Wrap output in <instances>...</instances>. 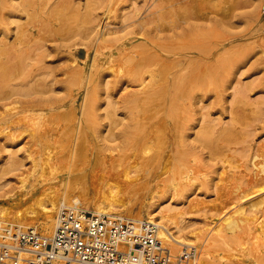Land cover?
Instances as JSON below:
<instances>
[{
	"label": "rangeland",
	"instance_id": "1",
	"mask_svg": "<svg viewBox=\"0 0 264 264\" xmlns=\"http://www.w3.org/2000/svg\"><path fill=\"white\" fill-rule=\"evenodd\" d=\"M227 1L197 0L192 6L191 0H0V47L9 50L0 63L13 58L10 62L15 64V56L24 54L31 57H21L27 61L22 66H27L25 72L16 68L10 77H4L0 71V233L11 226L21 231L37 228L51 236L52 232L40 226L50 202L41 207L31 202L41 194L52 199L77 197L78 205L66 200L65 206L96 212L97 206L106 202L100 196L104 161L116 159L114 173H124L129 182L125 187L133 186L135 193H131L127 209L117 207L103 213L133 221H150L153 216L159 227L165 225L172 236L186 243H171L168 248L179 253L195 246L200 253L198 264L204 260L211 264H264V238L255 233L250 207L243 210V216L225 217L252 188L250 180L258 172V177L264 173V0H236L241 9L216 12L230 7ZM186 7L193 15H188ZM225 39L231 42H225L217 53L225 61L227 73L221 67L224 72L218 71L217 84L204 89L208 92L200 93L194 104L187 102L182 110L177 106L170 110L165 101L143 107L130 102L148 96L151 79L146 76L144 87L130 77L128 66L115 64V71L106 69L115 51V61L134 51L138 55L141 48L136 46L143 41L201 52L218 47ZM172 119L175 127H171ZM222 131L233 133L227 136ZM50 133H54L55 142L45 144L51 146L49 154L37 153L36 145ZM144 141L148 144L143 146ZM140 143V164L120 165L121 160L133 161L129 154ZM47 155L55 156L51 159L54 165L46 166L45 171L40 166L36 169L33 160ZM183 159L190 176L181 179L179 161ZM164 164L170 172L148 182ZM255 204V214L264 221L260 202ZM163 211L178 212V227L161 218Z\"/></svg>",
	"mask_w": 264,
	"mask_h": 264
},
{
	"label": "bare ground",
	"instance_id": "2",
	"mask_svg": "<svg viewBox=\"0 0 264 264\" xmlns=\"http://www.w3.org/2000/svg\"><path fill=\"white\" fill-rule=\"evenodd\" d=\"M2 1V0H1ZM175 1V0H174ZM177 1V0H176ZM179 1V0H178ZM192 2L189 4H192V6L195 5V1L197 0H191ZM199 1V0H198ZM205 1V0H204ZM218 1H222V0H218ZM227 1V0H226ZM203 2V1H202ZM207 2V1H206ZM216 2V1H214ZM228 3H231L230 7L228 8H224V9H217L216 12L221 11L222 13H225V14H228V12H234L235 10H239L238 8L240 6H242V4L240 5V1H236V0H228L227 1ZM3 3V2H2ZM174 3V2H173ZM177 3V2H176ZM175 3V4H176ZM200 3V2H199ZM205 3V2H204ZM208 3V2H207ZM187 4V6L190 7V5ZM201 4V3H200ZM218 4V3H217ZM226 4V3H225ZM2 5L4 4H1V7ZM185 5V4H184ZM198 5V4H197ZM204 5V4H203ZM209 5V4H208ZM212 4H210L209 6H211ZM200 6V5H198ZM219 5H216L215 7H213V9H216L218 8ZM244 6V5H243ZM5 7V5H4ZM184 7V6H183ZM189 7H186L187 10H189V14L191 13V10L189 9ZM202 7V6H201ZM205 7V5H204ZM193 8V7H192ZM242 7H240L241 9ZM196 9V8H195ZM200 9V8H199ZM181 10V9H180ZM202 10V9H201ZM179 12V11H178ZM198 11L195 12V14H198L197 13ZM229 13V15H230ZM192 14V13H191ZM2 15V14H1ZM193 15V14H192ZM185 16V15H184ZM192 17V16H190ZM225 17V16H224ZM228 17V15H227ZM188 18V17H187ZM229 20V19H228ZM206 21V20H205ZM1 22V21H0ZM229 24V23H228ZM217 25V24H216ZM223 25V23H222ZM225 25V24H224ZM230 26V25H229ZM220 27V26H218ZM210 29V28H208ZM206 29V30H208ZM203 30V29H202ZM212 30V28H211ZM205 31V30H204ZM3 33H7V30H3L2 31ZM162 33V32H161ZM209 33V31H208ZM208 33H206L208 35ZM205 34V33H204ZM205 34V36L207 37V35ZM212 34V33H211ZM213 35V34H212ZM203 36V35H202ZM211 35H209L210 37ZM160 38H162L160 36ZM201 38V36H200ZM123 39V38H121ZM149 39V38H148ZM152 39V38H150ZM156 39V38H155ZM159 39V38H158ZM166 39V38H165ZM170 39V38H169ZM169 39L167 41H169ZM118 40V38H117ZM143 40V39H142ZM122 41V40H121ZM138 41V40H137ZM151 41V40H150ZM159 41V40H158ZM110 42V41H109ZM120 42V41H119ZM154 42V41H153ZM210 42V41H209ZM225 42H231L230 39H225L224 42L222 43H219L218 47L214 46V48L212 49H206V50H178L177 48H166V46L168 44H166V46L162 48V46L160 44H158V46H154V45H150L148 44L147 42L145 43L144 41L139 43L136 47L138 48H141V50L138 52V55H134L135 54V51L132 53L133 55H125V57H123L122 59H120L119 61H115L114 59H116V54L115 52L110 56V59L106 62V69L108 68L109 70H114L115 69V64L118 65L119 67H124V66H128L129 68V71L128 74L130 75V77L132 79H134L136 82H139L141 85H144L145 87V81H146V76H148V78L151 79V83L148 84V88L150 89V92H147L148 96L145 98V99H142V98H135L134 100L130 101L138 106H142L143 105H148L150 106L151 104L155 105L154 103L156 101H165L167 103V105L169 104L168 107H170V110H171V106L175 107H180V110L181 107H185L187 102H189L191 105L194 104L193 101H195L196 99L200 98V93H202L204 91V93L208 92L205 90L213 85H216L217 84V81H218V77L217 75H219V70L220 71H223L225 70L226 72V67L222 64L224 63L225 61L220 58L219 59V55H218V50L219 48H222L226 43ZM112 43V40L111 42ZM125 43V42H124ZM123 43V44H124ZM152 43V42H151ZM161 43V42H159ZM168 43V42H167ZM114 44V43H113ZM117 44V43H116ZM126 44V43H125ZM154 44V43H153ZM156 44V43H155ZM1 45V44H0ZM115 45V44H114ZM160 45V46H159ZM227 45V44H226ZM112 46V45H111ZM118 46V44H117ZM170 46V45H169ZM207 46V45H206ZM19 47V45H18ZM126 47V46H125ZM168 47V46H167ZM29 48V47H28ZM117 48V47H115ZM121 48V47H120ZM119 48V49H120ZM129 49V48H128ZM133 49V48H132ZM131 49V50H132ZM205 49V48H204ZM11 50V49H10ZM20 50V49H19ZM127 50V49H126ZM24 51V49L22 50ZM28 51V50H27ZM25 51V52H27ZM121 51V50H120ZM128 51V50H127ZM130 51V50H129ZM133 51V50H132ZM118 52V51H117ZM123 52V51H122ZM126 52V51H125ZM229 52V51H228ZM9 53V50H6V48H2L0 47V58H3L5 57L7 54ZM11 53V52H10ZM20 54H22L23 52H20ZM89 53V51L87 52ZM112 53V51H111ZM137 53V52H136ZM151 53L155 54V56L157 57V59H152V57H150ZM224 52H222L223 54ZM226 53V52H225ZM30 54V53H29ZM119 54V53H118ZM117 54V55H118ZM126 54V53H125ZM28 55V54H26ZM26 55H22L24 56V58L26 57ZM110 55V54H109ZM121 55V54H120ZM226 55V54H225ZM16 57L15 56V60L18 61L17 63L15 64H12L10 61L13 59L12 57H10L11 60L9 61H6L5 62H1L0 63V71H2V75L5 77H8L9 75L11 76L12 74H10L11 72H13L12 69H21L23 70V72H25L24 70L25 67L27 68V66H24V62L26 61V59H22L21 57ZM124 56V55H123ZM223 56V55H221ZM220 56V57H221ZM29 57V56H28ZM26 57V58H28ZM88 57V56H87ZM98 57V56H97ZM108 57V56H107ZM118 57V56H117ZM155 57V58H156ZM21 58V59H20ZM121 58V57H120ZM227 58V57H226ZM28 59H31L28 58ZM94 59V58H93ZM96 59V58H95ZM118 59V58H117ZM229 60V59H228ZM96 61V60H95ZM27 62V61H26ZM104 62V61H103ZM232 62V61H231ZM93 64V63H92ZM103 64V63H102ZM228 64V63H227ZM28 65V64H27ZM29 66V65H28ZM225 68H224V67ZM105 67V66H104ZM224 68V70H222V68ZM229 67V66H228ZM24 68V69H23ZM92 68V67H91ZM96 68H97V65H96ZM75 69V68H74ZM98 69V68H97ZM96 69V70H97ZM103 69V68H102ZM118 69V68H117ZM120 69V68H119ZM92 70V69H91ZM116 70V69H115ZM114 70V71H115ZM107 71V70H106ZM105 71V72H106ZM126 71V70H125ZM228 71V70H227ZM99 72V71H98ZM108 72V71H107ZM111 72V71H109ZM91 73V72H90ZM96 73V72H95ZM104 74V72H102ZM222 73V72H221ZM227 73V72H226ZM15 74H16V71H15ZM127 74V75H128ZM20 75V73H19ZM22 75V74H21ZM94 75V74H92ZM222 75H224L223 73L219 76L221 77ZM9 76V77H10ZM96 76V75H94ZM103 76V75H101ZM100 76V77H101ZM227 76V75H225ZM21 77V76H19ZM85 77V76H84ZM224 77V76H222ZM221 77V78H222ZM1 78V76H0ZM79 78V77H78ZM147 78V79H148ZM88 79V78H87ZM117 79V78H116ZM128 79V77H127ZM5 80V78L3 79ZM133 80V81H134ZM220 80V78H219ZM223 80V79H222ZM5 81H8V80H5ZM84 81V80H83ZM96 82V80H94ZM115 81V80H114ZM118 79L115 81L117 83ZM132 81V80H131ZM2 82V81H1ZM88 82V81H87ZM10 83V82H9ZM115 83V84H116ZM138 83V84H139ZM220 85H222L220 82H218ZM1 84V83H0ZM108 84V83H107ZM2 85V84H1ZM91 85V84H89ZM114 85V84H112ZM116 86V85H115ZM3 87V85L1 86ZM215 87V86H214ZM87 88V87H86ZM115 88V87H114ZM216 88V87H215ZM2 89V88H1ZM205 89V90H204ZM1 92V91H0ZM89 92V90H88ZM144 92V91H143ZM145 93V95H147ZM88 95V94H87ZM90 95V94H89ZM93 95H95L93 93ZM93 95H91L93 97ZM96 99V98H95ZM39 100V99H38ZM89 100V99H88ZM92 100V99H91ZM97 100V99H96ZM87 101V99H86ZM93 101V100H92ZM91 101V103H92ZM41 103V102H39ZM89 103V102H88ZM87 103V104H88ZM95 103V102H94ZM131 103V104H132ZM157 103V102H156ZM161 103V102H159ZM150 104V105H149ZM156 105H159V104H156ZM166 105V108H168ZM89 106V105H88ZM135 106V105H134ZM148 110H150L149 108H152V110L156 109L152 106V107H148ZM162 107V105H160ZM164 103H163V107H164ZM139 107V108H140ZM145 107V106H144ZM159 108L157 107V109H163L162 108ZM188 107V106H187ZM90 108V107H89ZM92 108V107H91ZM135 108V107H133ZM138 108V107H137ZM93 109V108H92ZM186 108H184L185 110ZM178 110V108H177ZM131 111V110H130ZM133 111V109H132ZM142 111V109H141ZM164 111V110H163ZM167 111V109H166ZM175 111V109H174ZM169 111H167L168 113ZM179 112V110H178ZM183 112V111H182ZM181 112V113H182ZM176 113V112H175ZM174 113V114H175ZM185 113V112H184ZM188 113V111H187ZM169 115H172L171 112L168 113ZM177 114V113H176ZM180 114V113H179ZM178 114V115H179ZM183 114V113H182ZM186 114V113H185ZM184 114V115H185ZM142 114H140L139 116H141ZM144 115V114H143ZM147 116V114H145ZM166 115V114H165ZM183 115V116H184ZM16 116V115H15ZM135 116V115H133ZM133 116L131 119H133ZM145 116V117H146ZM167 116V115H166ZM175 116V115H174ZM181 116V115H180ZM186 116V115H185ZM18 117V115H17ZM142 117V116H141ZM149 117V116H147ZM146 117V118H147ZM169 117V116H167ZM179 117V116H178ZM182 117V116H181ZM180 117V118H181ZM13 118V117H12ZM19 118V117H18ZM21 118V117H20ZM165 117H163V120H164ZM171 118V116H170ZM177 118V117H176ZM16 119V117H15ZM135 119V118H134ZM138 119V118H137ZM136 119V121H138ZM150 119H152L150 117ZM149 119V122L151 121ZM175 119V117H174ZM174 119H172L171 121L173 123H170L171 124V127L172 126H176V123L174 122ZM182 120H179L180 122L183 121V118H181ZM1 120V119H0ZM13 120V119H11ZM17 120V119H16ZM22 120V119H21ZM139 120H140V117H139ZM146 120V119H145ZM18 121V120H17ZM134 121V120H132ZM131 121V123H132ZM135 121V122H136ZM147 121V120H146ZM5 122V121H4ZM13 122H16V121H13ZM134 122V123H135ZM142 122V121H140ZM139 122V124H140ZM185 122V121H184ZM18 122H16L15 125H17ZM21 124V122H19ZM131 123L129 121V124H130V127L131 126ZM148 123V122H146ZM151 123V122H150ZM167 124V127L169 126V123L168 121L165 122ZM9 124V122H8ZM11 124V123H10ZM136 124V123H135ZM149 125V124H148ZM183 125V124H182ZM13 126V125H12ZM19 126V125H18ZM128 126V125H125V127ZM143 126V134L146 132L144 131V124L142 125ZM146 126V125H145ZM151 126V125H149ZM184 126V125H183ZM9 127V126H8ZM129 127V126H128ZM128 127H126L128 129ZM153 127V126H152ZM155 127L157 128L156 124H155ZM47 128V127H46ZM142 128V127H141ZM146 128V127H145ZM148 128V127H147ZM182 127H180L181 129ZM149 129V128H148ZM184 129V128H183ZM8 130V128H7ZM45 130V129H44ZM43 130V131H44ZM47 130H49V128H47ZM53 130V129H52ZM126 130V129H125ZM142 130V129H141ZM147 130V129H145ZM176 130V129H175ZM182 130V129H181ZM42 131V130H41ZM177 131V130H176ZM179 131V130H178ZM178 131L176 133H178ZM47 132V131H46ZM45 132V133H46ZM51 132V131H50ZM127 132V131H125ZM141 131L139 132L138 131V134L141 135L140 133H142ZM151 131H149L150 133ZM49 133V132H48ZM153 133V131H152ZM232 131L229 132V131H222V135H226L228 134L227 136L232 135ZM41 134V132L39 133ZM47 134V133H46ZM52 133H50V135H46L45 137L43 136L42 138H44L43 142H40V144H37L36 146L39 147L40 150L37 151V153L39 152L40 154H49L48 151H50L51 149V146L50 145H45L46 143H54L55 142V138L53 136V134L51 135ZM144 134V135H145ZM45 135V134H44ZM126 136V134H124ZM143 135V137H144ZM38 136V135H37ZM120 137H122V135H119ZM151 136V134H150ZM180 136V135H179ZM39 137V136H38ZM37 137V138H38ZM148 137V136H147ZM137 138V137H136ZM139 138V137H138ZM137 138V139H138ZM146 138V137H144ZM152 138V136L150 137ZM225 138H228V137H225ZM148 139V138H147ZM229 139V138H228ZM40 140V139H38ZM139 140V139H138ZM57 141V140H56ZM140 141V140H139ZM146 142H148V140H145ZM145 141L143 143V146L145 144ZM182 141V140H181ZM179 142V141H177ZM213 142V141H212ZM133 144H136L135 142H132ZM183 143V142H182ZM148 144V143H147ZM145 144V145H147ZM34 145V144H33ZM132 145V144H131ZM130 145V146H131ZM129 146V148H130ZM135 146V145H134ZM133 146V150L131 149H128V150H131L133 151L131 154H129V158L133 159V161L131 162H123L122 160L119 162L120 165H127V166H135L136 163L140 164V162H138L140 160V149L142 150V146L141 143L139 144V146ZM132 147V146H131ZM53 148V147H52ZM31 149V148H29ZM48 150V151H47ZM46 151L48 153H46ZM109 152H110V149H109ZM112 152V151H111ZM177 152V151H176ZM263 152V151H262ZM260 151V153H262ZM39 154V155H40ZM115 155V152L112 153ZM176 154V153H175ZM185 154V153H184ZM38 155V157H39ZM180 155V154H178ZM182 156V155H181ZM183 156H186V155H183ZM46 157V156H45ZM40 158L39 160L37 159H34L33 160V163H34V167L37 169V167H41L42 168V171L44 170L45 171V168L46 166H53V164H51V159L55 160V156L53 155H47V158ZM107 157V156H106ZM34 158V157H33ZM113 158V157H112ZM178 158V157H177ZM184 158V157H183ZM107 159V158H106ZM143 159V157H142ZM173 159V158H172ZM181 159V158H179ZM50 160V161H49ZM52 160V161H53ZM146 160V159H144ZM165 160L162 159V161ZM115 161H119V160H116V159H107L105 160V164H107L105 167V172L103 173V182H102V188H100V196L101 198H104L106 200L105 203H102L100 205L97 206V211L94 212V213H98V214H107V213H103L105 210H112V209H115L117 207L119 208H122V209H127V205H128V202L131 201L132 199V194L131 193H135L134 191V187L131 186L129 188H126L128 186L125 187V184H127L128 182V179L125 178V174L124 173H118V174H115L114 173V164H115ZM155 160H153L154 162ZM169 161V160H168ZM179 161V160H178ZM146 162L148 163V159L147 161H145V164ZM150 162V161H149ZM152 162V161H151ZM160 162V161H159ZM187 161H185L184 159L183 160H180L179 161V169L180 171H182L183 173L181 174V179L182 178H186L187 176H190V169L187 168ZM144 163V161H143ZM160 164V163H159ZM144 166V164H142ZM152 165V163L148 164V166ZM163 165V164H162ZM166 165L168 164H164V169L159 173L157 174V176L155 177H150L148 179V182L151 181V179H155L157 178L158 179H161L163 176L167 175V173H169L170 171L166 169ZM146 166V165H145ZM147 167V166H146ZM151 167V166H150ZM178 169V168H177ZM34 170V169H33ZM49 170V169H48ZM36 171V170H35ZM34 171V172H35ZM123 171V170H122ZM259 174V172L257 173V175ZM255 176L253 177L251 180H250V184L252 186V188L250 190H248L246 192V195L243 196L241 199H240V202H238V204L236 205L235 209L232 210V212H229L225 217L228 219L230 217H236V216H243L245 211L243 212V210H245L246 207H250L249 210L250 211H253V225L257 226L255 228H257V232H255L256 234L258 233L259 236H263L264 238V221L263 220H260V218H258V214H255L256 212V208H257V205L255 204V202H260V207H261V216L264 217V188L262 187V185H264V173L263 175H261L260 177L258 176ZM188 180V179H187ZM147 182V183H148ZM68 183V182H67ZM97 183V182H96ZM129 183V182H128ZM73 184V183H72ZM131 184V183H130ZM254 185V186H253ZM255 185L258 186H261L260 189H257L255 188ZM130 186V185H129ZM98 188V187H97ZM259 188V187H258ZM248 193V194H247ZM35 194V193H34ZM66 200H69L73 205H78L79 203V199L77 197H72L71 199L69 198H60V197H54L52 199L51 196H49L48 194H41L40 196H38L37 198L33 199L31 202L33 203H38L37 205L40 206H45L46 205V202H50V206L49 207H46L44 208V211H43V219L42 221H40V226H42V228L46 231V232H49L53 235L54 231H55V228L57 226V222H58V217H59V214L60 212H62L63 210L65 209H75V210H84L86 212H91L90 210H86V209H81L77 206H65V202ZM70 204V203H69ZM194 205V204H193ZM196 205V204H195ZM221 205V204H220ZM41 207V206H40ZM224 207V206H223ZM192 208V207H190ZM199 208V207H198ZM59 209V211H58ZM193 209V208H192ZM215 209V208H214ZM222 209V208H221ZM225 211V210H224ZM58 212L57 214V218H56V224H55V227H54V219H55V214ZM173 212V211H172ZM174 213V212H173ZM181 213V212H180ZM161 214V218L166 220L167 222L171 221L173 224L175 223V225L173 226H177L178 227V219L179 218L177 215H178V212L177 213H169L168 211H163ZM109 215V214H107ZM153 215V214H152ZM149 216V215H148ZM160 217V216H159ZM117 218V217H116ZM218 218V217H216ZM123 219V218H122ZM153 216H149V222H153ZM215 219V218H214ZM226 219V220H227ZM231 219V218H230ZM229 219V220H230ZM128 220V219H126ZM137 220V219H135ZM133 221V220H132ZM148 221V220H146ZM20 222V221H19ZM134 222H142V221H134ZM217 222V221H216ZM21 223V222H20ZM155 223V222H153ZM225 223V222H224ZM227 223V221H226ZM23 224V223H21ZM157 224V223H156ZM180 224V223H179ZM24 225V224H23ZM14 226V225H13ZM21 225H19L18 228H20ZM16 227V226H15ZM23 227V226H22ZM160 227H162L160 230H159V233H158V239H160V241L162 242V245L166 246V247H169V245H171V243L176 244V245H186L185 241L180 239V238H176L174 236H172V234L169 232L168 228L165 226V225H160ZM159 227V228H160ZM252 228V227H251ZM177 229V228H176ZM186 229V228H185ZM4 230H13V231H16V232H23L21 231L20 229H17V228H13V227H5V228H2L1 230V233H0V237H2V232ZM179 230V229H177ZM183 230V229H182ZM187 230V229H186ZM251 231V229H249ZM252 232V231H251ZM254 232V231H253ZM250 232L248 231V234ZM51 235V236H52ZM197 235V234H195ZM195 237H198V236H195ZM262 244V243H261ZM212 246V245H211ZM171 248V247H170ZM124 250H128V246H125L124 247ZM174 250V249H173ZM173 252V251H172ZM176 252V251H175ZM180 252V251H179ZM174 253V252H173ZM201 262V261H200ZM199 264H211L208 263L207 261H202L201 263ZM219 264V263H218Z\"/></svg>",
	"mask_w": 264,
	"mask_h": 264
},
{
	"label": "built area",
	"instance_id": "3",
	"mask_svg": "<svg viewBox=\"0 0 264 264\" xmlns=\"http://www.w3.org/2000/svg\"><path fill=\"white\" fill-rule=\"evenodd\" d=\"M159 230L149 221L65 209L52 236L37 228L4 230L0 264H198L195 246L173 253L160 243Z\"/></svg>",
	"mask_w": 264,
	"mask_h": 264
}]
</instances>
